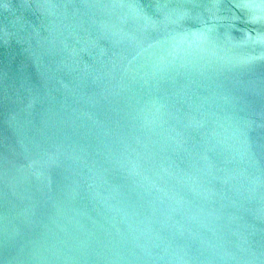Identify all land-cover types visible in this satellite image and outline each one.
I'll list each match as a JSON object with an SVG mask.
<instances>
[{"label":"water","instance_id":"obj_1","mask_svg":"<svg viewBox=\"0 0 264 264\" xmlns=\"http://www.w3.org/2000/svg\"><path fill=\"white\" fill-rule=\"evenodd\" d=\"M0 264H264V0H0Z\"/></svg>","mask_w":264,"mask_h":264}]
</instances>
